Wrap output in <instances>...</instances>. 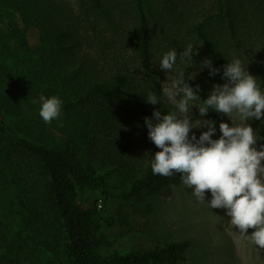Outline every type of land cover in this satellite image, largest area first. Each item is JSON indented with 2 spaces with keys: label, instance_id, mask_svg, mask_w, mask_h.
Instances as JSON below:
<instances>
[{
  "label": "trees",
  "instance_id": "obj_1",
  "mask_svg": "<svg viewBox=\"0 0 264 264\" xmlns=\"http://www.w3.org/2000/svg\"><path fill=\"white\" fill-rule=\"evenodd\" d=\"M0 17L7 20L0 26V76L27 89L38 104L41 95L58 96L61 118H79L84 137L82 145L70 139L51 148L6 121L0 128V139L5 132L15 139V163L26 168L33 182L32 224L45 229L59 225L71 264H176L183 244L111 251V242L99 232L119 220L80 199L98 188L104 197L140 203L169 186V178L152 173L155 154L145 163L126 155L127 131L116 129L113 111L114 105L162 115L176 110L156 86L154 49H175L180 61L189 44L196 47L193 66L201 100L210 95V70L200 69L205 60L223 75L225 65L245 58L247 71L264 91V0H0ZM29 29L39 35L34 48ZM129 51L141 52L143 61L131 63ZM149 90L161 96V103H146ZM8 108L16 110L5 100L0 110L5 114ZM205 116L215 122L220 137L219 114L210 110ZM256 123L264 138V118ZM3 227L0 222V239L6 237ZM16 235L24 237V228Z\"/></svg>",
  "mask_w": 264,
  "mask_h": 264
},
{
  "label": "rangeland",
  "instance_id": "obj_2",
  "mask_svg": "<svg viewBox=\"0 0 264 264\" xmlns=\"http://www.w3.org/2000/svg\"><path fill=\"white\" fill-rule=\"evenodd\" d=\"M75 2V0H71ZM7 23L0 17V26ZM28 42L32 48L39 45V35L34 29L27 33ZM126 54L131 63L139 64L143 60L138 55L141 52L129 51ZM165 53L154 49L152 65L156 72V86L162 91V86H171L172 80L185 73L186 82L196 89L198 68L193 62L177 61L174 71L164 72L160 69V61ZM245 67L247 60L241 59ZM202 65V64H201ZM204 69L206 67H201ZM141 66L142 75L144 74ZM195 74L194 80H188ZM209 93L214 85L227 83L223 75L207 74ZM5 100L12 101L16 110L8 108L3 114L0 110V128L6 121L9 126L19 131L23 136L35 142L56 148L72 139L83 144L81 121L77 117L60 118L51 124H45L39 116L40 104L35 101L27 89L9 85L0 76V108ZM112 102V101H111ZM175 107L174 103L171 102ZM117 128L126 129V155L138 163H145L148 157L155 154L156 146L148 138L145 118L157 121L153 113L145 108L121 107L114 105ZM222 123L232 126L231 120L218 113ZM192 120H209L201 117L198 108L191 109ZM233 123L239 124V120ZM258 136H261L256 120L247 121ZM207 128H194L190 133L197 139ZM215 133L212 139H219ZM259 140L257 148L264 145ZM15 139L9 132L3 133L0 139V222L4 225L6 237L0 239V264H71L64 252L65 236L59 225L48 229L38 228L32 224L31 199L33 184L26 175V168L20 169L13 157ZM16 152V151H15ZM192 189H186L181 183V174L169 177V186L155 195L136 203L123 197L115 199L104 197L98 188L88 190L80 199L83 203L96 205L104 216L116 217L119 223L114 226L103 225L99 235H104L111 242V251L130 252L139 249H149L156 244H183V257L176 264H264V250H260L238 236L237 230L229 226L230 217L224 209H210L206 204L197 202L191 195ZM211 200V193L206 194V203ZM24 228L25 236L19 237L16 232ZM249 229L247 235H251Z\"/></svg>",
  "mask_w": 264,
  "mask_h": 264
},
{
  "label": "clouds",
  "instance_id": "obj_3",
  "mask_svg": "<svg viewBox=\"0 0 264 264\" xmlns=\"http://www.w3.org/2000/svg\"><path fill=\"white\" fill-rule=\"evenodd\" d=\"M194 47L189 44L180 53L181 63L193 62ZM177 62L175 49L165 53L160 69L174 71ZM201 67H207L210 76L219 73L205 60ZM188 80H194L195 74ZM227 83L214 85L207 99L201 100L197 86L193 89L185 73L162 86V95L175 105V111L162 115L154 110L152 119L145 118L148 138L160 149L155 153L151 169L153 175L172 177L181 174V183L192 189L197 202L210 209H224L230 217L229 226L236 229L238 236L249 241L256 248L264 250V145L257 148V132L246 123L264 118V91L257 78L249 74L241 60L236 59L224 66L223 77ZM149 90L146 103H161L160 97ZM202 101V103H201ZM36 103V101H33ZM39 116L45 124H51L62 116V100L58 96L39 97ZM198 108L201 117L210 110L226 115L232 122L219 124L221 136L212 139L216 132L211 120H192L191 109ZM239 120V124L233 123ZM194 128H207L197 139L190 136ZM211 200L206 203V194ZM252 229L251 235H247Z\"/></svg>",
  "mask_w": 264,
  "mask_h": 264
}]
</instances>
